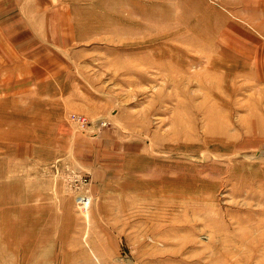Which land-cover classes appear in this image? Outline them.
Here are the masks:
<instances>
[{"label":"rangeland","instance_id":"374dc122","mask_svg":"<svg viewBox=\"0 0 264 264\" xmlns=\"http://www.w3.org/2000/svg\"><path fill=\"white\" fill-rule=\"evenodd\" d=\"M7 2L0 264H264V0Z\"/></svg>","mask_w":264,"mask_h":264},{"label":"crops","instance_id":"0c3cea01","mask_svg":"<svg viewBox=\"0 0 264 264\" xmlns=\"http://www.w3.org/2000/svg\"><path fill=\"white\" fill-rule=\"evenodd\" d=\"M6 1H8L7 4L10 2V0H4V2H3L2 0L0 1V5H1V7L4 5V3H5ZM53 13H54V11H50V10H49V11H48V10H47V11H43V12L39 13V15H40V17H41L40 20H41V21H44V22H46V23L49 22V17H48V15H49V14H53ZM52 22H53V21H52ZM45 26H46V25H44V27H43V26H40V28H45ZM11 28H12V27H11ZM33 28H34V27H33ZM47 28H48V26H47Z\"/></svg>","mask_w":264,"mask_h":264},{"label":"bare ground","instance_id":"6f19581e","mask_svg":"<svg viewBox=\"0 0 264 264\" xmlns=\"http://www.w3.org/2000/svg\"><path fill=\"white\" fill-rule=\"evenodd\" d=\"M218 123H214V125H212V129L211 130H220L221 132H224V130L226 129L228 122H223L219 125H217Z\"/></svg>","mask_w":264,"mask_h":264}]
</instances>
